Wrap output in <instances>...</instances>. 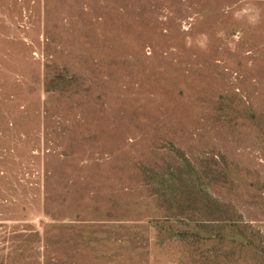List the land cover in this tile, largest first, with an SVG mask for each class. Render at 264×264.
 <instances>
[{
	"label": "rangeland",
	"instance_id": "obj_1",
	"mask_svg": "<svg viewBox=\"0 0 264 264\" xmlns=\"http://www.w3.org/2000/svg\"><path fill=\"white\" fill-rule=\"evenodd\" d=\"M0 264H264V0H0Z\"/></svg>",
	"mask_w": 264,
	"mask_h": 264
}]
</instances>
